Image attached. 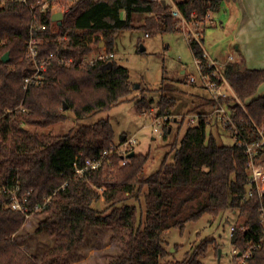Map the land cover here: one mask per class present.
Here are the masks:
<instances>
[{
	"label": "trees",
	"instance_id": "1",
	"mask_svg": "<svg viewBox=\"0 0 264 264\" xmlns=\"http://www.w3.org/2000/svg\"><path fill=\"white\" fill-rule=\"evenodd\" d=\"M1 1L0 187L18 186L20 196H28L29 212L8 205L9 194L0 189V264H70L69 257L92 228L129 229L125 246L107 264H206L201 256H206L212 239L203 241L193 253L187 252L183 259L167 261L166 234L171 228L183 232L203 215L216 218L227 210L242 218L232 235L234 247L245 250L250 242L261 240L264 225L259 209L264 205V194L255 189L249 194L246 147L237 141L220 142L208 133V116L194 126L188 124L191 111L180 121L172 120L180 122L177 135L181 137H175L173 154L167 152L152 173L145 170L149 153L136 152L124 163L126 157L113 151L100 168L82 178L75 176V163L83 166L86 159L99 158L116 145L109 118L80 125L64 135L27 127L52 126L67 119L68 111L78 120L90 118L128 97L134 87L126 66L114 57L94 62L84 59L102 51V42L106 52H114L121 31L143 29L149 35L180 31V20L172 16L169 1L78 0L56 32L53 10L40 9L44 0ZM224 1L180 0L177 5L189 21L202 24ZM33 24L47 25L37 33L41 60H49L50 53L57 52L73 61L50 59L43 83L32 82L26 87V78L36 70L27 43ZM201 35L191 38L190 46L203 72L221 84V77L212 73L215 66H209L203 32ZM8 51L10 60L5 62L3 55ZM223 76L240 99L231 96L222 101L241 133L250 142L262 139L259 129L264 130V96L255 95L264 82V68L231 61L223 68ZM163 84L165 93L158 99L156 116L171 115L175 102L174 96L166 93L172 86ZM208 102L213 109L217 105L212 96ZM152 103L154 99L137 100L144 111ZM163 129L168 139L173 126L166 124ZM260 154L264 156V150ZM101 201L103 208L98 206ZM37 205L42 209H36ZM32 214L44 216L38 231L53 237L52 246L41 258L27 252L20 241ZM249 264H264V241L254 249Z\"/></svg>",
	"mask_w": 264,
	"mask_h": 264
},
{
	"label": "rangeland",
	"instance_id": "2",
	"mask_svg": "<svg viewBox=\"0 0 264 264\" xmlns=\"http://www.w3.org/2000/svg\"><path fill=\"white\" fill-rule=\"evenodd\" d=\"M174 1L177 3L180 0ZM2 4L3 1L0 2V5ZM210 22L207 20L195 27L191 26L192 29L178 23L180 31L157 32L149 36L143 29L119 32L115 42L114 58L129 69L130 80L134 87L133 92L110 110L100 111L90 118L78 120L72 111H68L67 119L52 126L40 128L27 125V127L33 131L64 135L76 130L80 125L96 122L100 118H109L115 132V144L120 145L128 138L136 139L133 151L150 154L145 170L152 173L160 167L167 152H171L170 156L173 154L171 144L176 136L179 137L177 132L180 122L170 120L167 123L173 126V132L168 139H165L164 125L160 127L155 118L158 99L162 93H165L161 88L163 83H167L170 87L172 86V89L167 90L166 93L175 98L171 107V115L190 111L192 113L204 112L201 114L209 118L208 133L214 134L220 142L234 143L235 138L230 135L233 133L228 128L229 119L224 116L218 118L216 113H211L212 106L205 102L212 94L201 81L198 59L190 46L191 38H195V32L199 33V38H201L205 30L203 39L205 53L207 50L214 54L220 47L224 50L232 48L233 53H238L235 48L236 41L231 42L235 29L230 32L220 25L209 27ZM53 26L58 27V22H54ZM103 43L104 49L99 52L104 53L107 49ZM142 44L146 47L144 51H141ZM183 69L187 72L182 73ZM191 76H195L196 80L190 81ZM142 98L147 102L154 99V103L145 111L137 104V100ZM156 127L160 130L155 131ZM185 128L184 126L183 130ZM98 206L103 208L105 204L101 201ZM43 218L44 216L29 215L21 231V235L25 238L20 240L27 252L39 258L53 244V237L48 236L46 232L38 231L39 223ZM241 222L242 218L238 212L227 210L216 218L205 214L197 221L189 223L183 232L178 228H171L166 234L170 251L166 260L183 259L187 252L193 253L203 241L212 239L213 242L210 243L206 256H201L203 262L234 264L237 256L233 252L231 227L239 226ZM128 235L129 229L113 231L109 228H92L88 231L85 242L80 244L69 257V262L70 264H107L125 246ZM217 247L221 250L219 255H217Z\"/></svg>",
	"mask_w": 264,
	"mask_h": 264
},
{
	"label": "built area",
	"instance_id": "3",
	"mask_svg": "<svg viewBox=\"0 0 264 264\" xmlns=\"http://www.w3.org/2000/svg\"><path fill=\"white\" fill-rule=\"evenodd\" d=\"M23 2H28V0H22ZM78 0H44L40 2V9L46 10L48 7H50L53 12H59L62 11L65 15L67 11L70 10V8L77 2ZM154 2H162V0H150ZM170 1L172 7H171V14L175 18L180 20V24L183 27H189L192 29L191 26L195 27L199 25L197 21H189L182 11L179 9L177 3L174 0H166ZM208 20V19H207ZM53 22H57L53 20ZM47 28V25H37L33 24L31 27V33L30 37L27 41L28 43V54L31 56V58L34 61V64L36 66V70L33 75L26 78V87L34 82L37 85L42 84L44 80V71L47 69V65L50 59L57 58L60 61H67L72 62L73 59L69 58L66 59L65 57L59 55L57 52H52L49 55V60L44 59L41 60L39 58V37H38V31H43ZM58 30V27H53V31L56 32ZM149 36V34H147ZM199 39V33L195 32V38ZM207 56V53H205ZM115 57V52H99L97 55L93 57H86L85 61L94 62L99 59H109ZM233 57H229V61H232ZM198 61L200 70H201V81L205 84L206 88L209 89L211 92V96L214 98L216 102V107L214 108L212 113H216V116L229 119L228 122V128L232 131L234 134L235 141L238 142L240 145H244L246 147V152L249 155V169H250V192L251 195L253 193V190L255 189L261 196L264 194V156L260 154L262 150H264V130L259 129L262 139L250 142L246 139V137L241 133V130L237 126L236 122L233 120L232 114L228 110L225 103L222 101L225 98L235 96L239 99L236 92L233 90L229 82L226 80V78L223 76V69L225 65H221L222 67H219V63L217 61H210L209 66H215L216 70L212 73L216 76H220L222 83L218 84L216 81L212 79V77L209 74H206L201 69V64ZM191 81L196 80L195 76L190 77ZM240 100V99H239ZM153 112V111H152ZM154 113V112H153ZM156 115V112H155ZM183 114L178 115H162V116H155L157 119L158 124L160 127L162 125H166L167 122L170 120L174 121H180L181 118H183ZM204 116V114L201 113H189L187 114L188 118V124L190 126H194L198 124L201 120V118ZM159 127L155 128V131H159ZM136 142V139L134 138H128L123 140L120 145H113L110 150H105L103 152V155L99 158H88L86 159L84 165H79L78 163H75V176L78 178H82L88 175L89 172L96 170L100 168V166L103 164V160L105 156H107L109 153L116 151L120 154H123L126 158L124 163L128 160V154L131 153L134 149V143ZM3 188L6 192L9 194V203L8 205H11L14 209L21 210L23 212H29V205H28V196L22 197L19 194V188L18 186H4L0 187V189ZM49 198L47 199V201ZM36 209L41 210L42 205H37ZM259 217L261 223L264 225V205H262L259 209ZM235 225L231 227V238L233 235V232L235 230ZM264 241V233L262 235L261 240L257 242H250L245 250H239L237 247H234V254L237 256V260H235L234 264H249V259L253 256L254 249L260 248L262 246V242Z\"/></svg>",
	"mask_w": 264,
	"mask_h": 264
},
{
	"label": "crops",
	"instance_id": "4",
	"mask_svg": "<svg viewBox=\"0 0 264 264\" xmlns=\"http://www.w3.org/2000/svg\"><path fill=\"white\" fill-rule=\"evenodd\" d=\"M208 21H211L209 27L220 25L230 32L235 29L231 42L236 41L235 48L238 50L237 54L232 52V48L224 50L220 47L214 54L206 50L210 61H217L221 68L231 62L229 57L232 56V61L239 62L245 67L264 68V0H225L218 11L210 14ZM184 72L187 70L183 69L182 73ZM259 96H264V82L255 95V97ZM209 98L211 97L208 96ZM208 99L205 102H208ZM208 103L212 106L213 112V104Z\"/></svg>",
	"mask_w": 264,
	"mask_h": 264
},
{
	"label": "water",
	"instance_id": "5",
	"mask_svg": "<svg viewBox=\"0 0 264 264\" xmlns=\"http://www.w3.org/2000/svg\"><path fill=\"white\" fill-rule=\"evenodd\" d=\"M162 2L164 4H166V0H162ZM64 13L62 11H59V12H55L52 16V19L57 21L59 25H62L63 23V20H64ZM104 44V43H103ZM146 49V47L142 44L141 45V51H144ZM3 60L5 62L9 61L10 60V52H6L4 55H3ZM112 62V61H111ZM137 87H139V85H137ZM65 109L67 108V105H65L64 107ZM124 138V137H123ZM136 152L135 151H132L131 153L128 154V156H132L134 155ZM219 253L221 254V250H219Z\"/></svg>",
	"mask_w": 264,
	"mask_h": 264
}]
</instances>
